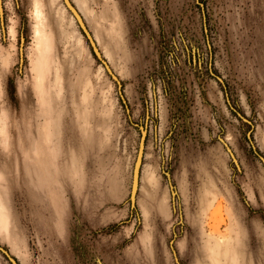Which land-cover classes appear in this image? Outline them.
Masks as SVG:
<instances>
[{"label": "rangeland", "instance_id": "rangeland-1", "mask_svg": "<svg viewBox=\"0 0 264 264\" xmlns=\"http://www.w3.org/2000/svg\"><path fill=\"white\" fill-rule=\"evenodd\" d=\"M71 1L121 87L63 0H2L0 246L16 264H176L171 241L180 264H264V0Z\"/></svg>", "mask_w": 264, "mask_h": 264}, {"label": "water", "instance_id": "water-1", "mask_svg": "<svg viewBox=\"0 0 264 264\" xmlns=\"http://www.w3.org/2000/svg\"><path fill=\"white\" fill-rule=\"evenodd\" d=\"M63 2H64L65 7L67 8V10L72 14L73 18L76 20L78 26L80 27V29L83 32L85 38L87 39L89 45L91 46L92 51H93L95 57L97 58V60L104 66L107 73L118 84V86L121 87V82L119 81L118 77L113 73L110 65L108 64V62L103 57L101 51L99 50V48L97 46V43H96L93 35L89 31V29H88V27H87V25L83 19V16L79 12V10L76 8V6L73 4V2L71 0H63ZM0 24H1L2 29L4 30V9H3L2 0H0ZM23 42H24V38L22 37V44H23ZM22 48H23V46L21 45V50H20L21 64L23 63V50H22ZM145 136H146V131L144 130L142 133V139L140 142L139 152H138L137 160L135 163V169L133 172V183H132V189H131V195H130V202H131L132 207H135L136 197H137V193L139 190V179H140L141 166H142V162H143V155H144V149H145ZM220 140L223 143V145L225 146V148L227 149V152L230 154L232 162L237 166L238 170H241L239 162L236 159V157H235L234 153L232 152V150L230 149V147L228 146V144L223 139H220ZM260 158H261L262 162L264 163V158L263 157H260ZM167 177L170 180V174L169 173H167ZM170 188L172 190L173 198L175 199V197L177 196V192H176L175 187L171 183H170ZM179 212H180L181 220H182L181 209H179ZM173 244H174V241H171V245H170L171 252L173 254V257H174L176 264H180L179 259L177 257V252H176ZM0 251L3 252L13 264H16L15 258H12L9 255L7 250H5L3 247L0 246Z\"/></svg>", "mask_w": 264, "mask_h": 264}, {"label": "bare ground", "instance_id": "bare-ground-1", "mask_svg": "<svg viewBox=\"0 0 264 264\" xmlns=\"http://www.w3.org/2000/svg\"><path fill=\"white\" fill-rule=\"evenodd\" d=\"M36 13H37L38 16H41V9H40V6H39L38 3H37V5H36ZM37 33H38V32H37Z\"/></svg>", "mask_w": 264, "mask_h": 264}, {"label": "snow or ice", "instance_id": "snow-or-ice-1", "mask_svg": "<svg viewBox=\"0 0 264 264\" xmlns=\"http://www.w3.org/2000/svg\"><path fill=\"white\" fill-rule=\"evenodd\" d=\"M5 42H7V37L5 36Z\"/></svg>", "mask_w": 264, "mask_h": 264}]
</instances>
